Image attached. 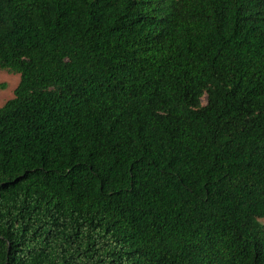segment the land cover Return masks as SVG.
<instances>
[{"label":"trees","instance_id":"obj_1","mask_svg":"<svg viewBox=\"0 0 264 264\" xmlns=\"http://www.w3.org/2000/svg\"><path fill=\"white\" fill-rule=\"evenodd\" d=\"M0 69V264H264V0H0Z\"/></svg>","mask_w":264,"mask_h":264},{"label":"rangeland","instance_id":"obj_2","mask_svg":"<svg viewBox=\"0 0 264 264\" xmlns=\"http://www.w3.org/2000/svg\"><path fill=\"white\" fill-rule=\"evenodd\" d=\"M19 83V75L0 69V107L14 96V89ZM203 104L205 97L202 98Z\"/></svg>","mask_w":264,"mask_h":264}]
</instances>
